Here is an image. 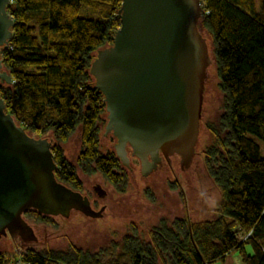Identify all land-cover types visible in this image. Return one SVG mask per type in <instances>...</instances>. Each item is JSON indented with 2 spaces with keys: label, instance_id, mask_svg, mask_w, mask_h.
I'll return each instance as SVG.
<instances>
[{
  "label": "trees",
  "instance_id": "trees-1",
  "mask_svg": "<svg viewBox=\"0 0 264 264\" xmlns=\"http://www.w3.org/2000/svg\"><path fill=\"white\" fill-rule=\"evenodd\" d=\"M122 0H10L12 38L1 47L10 83L0 82L5 111L28 134L51 131L50 150L58 181L74 188L59 143L80 125V160L94 163L113 184L123 182L115 152L98 151L97 121L103 95L89 73L92 53L111 44ZM200 25L211 36L223 111L209 124L216 144L206 151L220 198L211 219L188 212L169 225L160 221L141 238L135 227L122 241L98 251L76 246L27 249L25 264H211L232 251L243 264H264V0H201ZM87 16H80L82 8ZM201 31V30H200ZM36 214V210L22 214ZM249 244L252 253L245 251ZM9 257L0 253V264Z\"/></svg>",
  "mask_w": 264,
  "mask_h": 264
},
{
  "label": "water",
  "instance_id": "water-1",
  "mask_svg": "<svg viewBox=\"0 0 264 264\" xmlns=\"http://www.w3.org/2000/svg\"><path fill=\"white\" fill-rule=\"evenodd\" d=\"M9 4L10 0H0V52L12 38ZM201 16L200 0H122L111 44L97 49L90 63L89 73L107 112L102 135L114 136L111 147L129 169L132 182L128 147L139 160L144 180L163 167L162 158L179 155L181 170L194 158L212 62L198 26ZM2 68L0 60V82L10 83L11 75ZM48 139L28 134L5 111L0 98V237L4 236L0 240L4 244H11L7 235L22 241L42 238L22 217L31 209L64 217L72 210L92 218L101 215L86 195L56 179L58 165ZM87 184L92 190L99 184L93 192L105 195L101 183ZM106 197L108 205L115 203L122 211L120 199L111 202Z\"/></svg>",
  "mask_w": 264,
  "mask_h": 264
},
{
  "label": "rangeland",
  "instance_id": "rangeland-1",
  "mask_svg": "<svg viewBox=\"0 0 264 264\" xmlns=\"http://www.w3.org/2000/svg\"><path fill=\"white\" fill-rule=\"evenodd\" d=\"M85 10L89 11V8H82L80 16L88 15ZM200 30L207 39L212 62L208 68L194 158L189 166L181 170L180 156L171 155L167 161L162 158L163 167H159L155 172L152 171L144 180L141 177L139 160L131 156L128 147L134 182L131 180L129 169L120 162L119 173L124 175L123 182L113 184L100 171L94 169V163L86 165L80 160L79 155L83 146L80 140V125H78L67 140L59 144L62 147L65 162L80 181V186L74 190L88 195L93 201L92 208L96 211L103 204H107L103 216L92 218L72 210L69 217L50 215L48 219L41 220L35 213L25 214L23 218L33 228L36 237H38L37 230H39L42 238H38L37 241H22L20 237L11 239L6 236L11 242L10 245L4 244L0 240V253L10 258L7 264L22 258L23 252L27 249L43 251L48 248L65 249L68 246H76L83 250L98 251L106 248L112 242L122 241L125 235L134 232L132 231L133 227L136 228L141 238L149 240L150 231L158 226L160 221L163 220L169 225L175 218H180L187 212L191 213L194 219L214 217L213 209L220 198V191L210 174V164L206 158L208 148L216 144L215 136L208 126L215 122L223 111L224 93L219 87L211 36L201 25ZM95 53L96 51L92 53V57ZM2 69L6 70L4 67ZM92 81L94 82V80ZM106 116L104 102V110L96 125L99 140L98 151L101 154L114 151L111 145H114L115 138L111 134H108L107 137L102 135L107 123ZM30 135L48 137L51 144L56 142L51 131L40 135ZM101 138L103 142H106V145L102 143ZM256 140L261 146L264 157V142ZM60 182L65 184L63 181ZM87 182L92 185L95 182L101 183L111 202L120 199L122 211L121 207L115 203L112 204V207L108 205L107 197L103 199L97 197ZM66 185L73 189L71 185ZM3 238L4 236L0 237V239ZM16 248L19 250L17 251ZM245 250L251 252V246L246 244Z\"/></svg>",
  "mask_w": 264,
  "mask_h": 264
},
{
  "label": "crops",
  "instance_id": "crops-1",
  "mask_svg": "<svg viewBox=\"0 0 264 264\" xmlns=\"http://www.w3.org/2000/svg\"><path fill=\"white\" fill-rule=\"evenodd\" d=\"M247 253L251 254L252 248H251V252H247ZM211 264H243V262H242L240 254L239 253L237 254L236 251H232L226 254L221 259L213 261Z\"/></svg>",
  "mask_w": 264,
  "mask_h": 264
},
{
  "label": "flooded vegetation",
  "instance_id": "flooded-vegetation-1",
  "mask_svg": "<svg viewBox=\"0 0 264 264\" xmlns=\"http://www.w3.org/2000/svg\"><path fill=\"white\" fill-rule=\"evenodd\" d=\"M108 134H111V133H108ZM107 134V135H108ZM112 135V134H111ZM106 136V135H105ZM113 136V135H112ZM114 137V136H113ZM169 158V157H168ZM166 161L168 160V159H165ZM96 185H99V184H96ZM96 185H93V190L95 189L94 187L96 186ZM101 187V186H100ZM105 191V195L104 196H99V195H97L100 199H103V198H105L106 196H107V192H106V190H104ZM96 194H97V192H96ZM85 195V194H84ZM87 197H88V199H89V201H90V204H91V207H92V204H93V201L89 198V196L88 195H86ZM105 205L103 204L102 206H101V210H102V212H101V215L100 216H102V214H103V212H104V210H105ZM99 216V217H100ZM94 218H98V217H94ZM8 236V235H7Z\"/></svg>",
  "mask_w": 264,
  "mask_h": 264
},
{
  "label": "built area",
  "instance_id": "built-area-1",
  "mask_svg": "<svg viewBox=\"0 0 264 264\" xmlns=\"http://www.w3.org/2000/svg\"><path fill=\"white\" fill-rule=\"evenodd\" d=\"M200 5H201V7H202V2H201V0H200ZM204 13H205V11L203 10V7H202V16H203ZM202 16H201V17H202ZM10 264H25V263H24V261H23L22 258H18V259H16V260H13L12 262H10Z\"/></svg>",
  "mask_w": 264,
  "mask_h": 264
}]
</instances>
